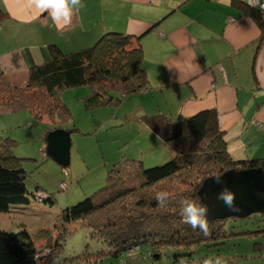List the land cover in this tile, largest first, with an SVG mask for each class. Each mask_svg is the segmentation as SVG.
<instances>
[{"label": "trees", "instance_id": "1", "mask_svg": "<svg viewBox=\"0 0 264 264\" xmlns=\"http://www.w3.org/2000/svg\"><path fill=\"white\" fill-rule=\"evenodd\" d=\"M234 4L253 16L264 36V16L260 9L242 0H234ZM46 54L48 60L29 66L28 79L23 85L13 83L0 67V114L27 109L36 120L48 114L61 120L56 129L72 115L59 97L63 89L90 87L92 93L83 99L93 109L117 104L126 96L149 88L140 36L107 31L91 46L64 52L57 44H49ZM13 61L17 64V55ZM146 123L172 148L174 154L170 160L151 167L130 157L115 162L105 185L63 208L53 230L44 228L34 233L25 229L0 230V264L59 263L62 245L71 232L68 225L78 221L89 228L91 238L105 243L106 248L96 252L99 259L120 258L126 252L135 259L137 249L146 245L150 247V257L156 261L161 260L164 249L171 247L176 252L170 264H204V258L195 261L193 248L202 243L222 245L233 233L226 230L225 219L206 218L207 236L193 229L182 220L181 202L191 199L207 209L199 196L207 178L230 169L261 167L264 170V157L234 159L214 111L174 119L150 116ZM14 145L13 139L0 136V212H10L14 205L30 204L34 199L53 206L56 200L52 195L43 193L39 186L34 190L28 188L26 169L22 158L13 153ZM174 182L179 185L176 191L171 188ZM156 185L155 192L152 186ZM160 191L169 193L163 204L156 200ZM37 241H42L41 246H37ZM89 255L78 253L67 261L74 264L88 261ZM124 264L136 263L128 260Z\"/></svg>", "mask_w": 264, "mask_h": 264}, {"label": "crops", "instance_id": "2", "mask_svg": "<svg viewBox=\"0 0 264 264\" xmlns=\"http://www.w3.org/2000/svg\"><path fill=\"white\" fill-rule=\"evenodd\" d=\"M82 4L71 23L57 29L30 0H0V67L13 83L25 84L29 66L48 60L49 44L73 52L91 46L107 31L140 36L149 88L132 94L130 106L137 107L135 114L149 130L150 116L174 119L210 110L234 159L264 157V36L251 14L234 0ZM151 131L160 146H167ZM246 261L261 264L264 257L255 253Z\"/></svg>", "mask_w": 264, "mask_h": 264}, {"label": "rangeland", "instance_id": "3", "mask_svg": "<svg viewBox=\"0 0 264 264\" xmlns=\"http://www.w3.org/2000/svg\"><path fill=\"white\" fill-rule=\"evenodd\" d=\"M91 93L88 86L71 87L59 92L60 99L72 113L71 119L63 121L61 128L68 130L76 127L71 132L70 165L67 167L46 152L47 132L61 125V120L48 114L36 120L27 109L0 114V136L15 141L13 153L22 158L28 188L34 190L39 186L43 193L52 195L56 200L51 206L34 199L30 204L14 205L10 212H0V230L19 232L25 229L33 233L44 228L53 230L63 208L76 204L105 185L108 171L115 162L136 157L142 159L145 167H151L172 158V148L163 144L160 146L155 134L135 114L137 107L130 106V101L134 99L132 94L129 95L131 98L127 99L128 96L117 104L89 109L83 98ZM130 109L132 115L125 119V113ZM63 182L67 188L61 186ZM152 187L155 190L158 185ZM176 187L179 185L174 182L171 188L176 191ZM225 222L226 230L233 234L222 245L202 243L194 247L195 261L218 256L224 264H250L251 261H246L248 256L260 253L264 257V213L228 218ZM68 226L71 232L62 245L59 263L56 264H74L67 258L83 252L90 255L88 261H80L82 264H124L128 260L136 264H170L176 252V249L168 247L164 249L161 260L156 261L150 257V247L142 245L134 253L135 259L128 252L120 258L105 256L99 259L95 256L96 252L106 248L105 243L91 238L89 228L79 221ZM248 231L251 233H244ZM41 242L37 241L38 247Z\"/></svg>", "mask_w": 264, "mask_h": 264}, {"label": "water", "instance_id": "4", "mask_svg": "<svg viewBox=\"0 0 264 264\" xmlns=\"http://www.w3.org/2000/svg\"><path fill=\"white\" fill-rule=\"evenodd\" d=\"M46 152L62 166L70 165L72 146L71 131L64 128L51 130L47 136ZM219 183L215 177L207 178L200 190L201 201L207 206L208 220L226 219L229 217H247L253 213H264V170L263 168L225 171ZM224 189L234 194V205L239 209L232 211L225 207L217 195Z\"/></svg>", "mask_w": 264, "mask_h": 264}, {"label": "clouds", "instance_id": "5", "mask_svg": "<svg viewBox=\"0 0 264 264\" xmlns=\"http://www.w3.org/2000/svg\"><path fill=\"white\" fill-rule=\"evenodd\" d=\"M30 3L39 12H47L53 24L60 29L69 25L72 20L74 11H78L83 7L82 0H30ZM247 3L252 8H259L264 13V0H247ZM217 183L220 182L221 177L216 176ZM169 198L167 191H160L156 193V200L163 204ZM217 199L222 201L225 207L232 211L239 209L234 205V194L227 189L222 190ZM181 216L182 220L190 225L193 229H199L205 236L209 235L208 223L206 220L207 209L204 206L194 202L191 199H184L181 202ZM204 264H224L222 258L207 259Z\"/></svg>", "mask_w": 264, "mask_h": 264}, {"label": "built area", "instance_id": "6", "mask_svg": "<svg viewBox=\"0 0 264 264\" xmlns=\"http://www.w3.org/2000/svg\"><path fill=\"white\" fill-rule=\"evenodd\" d=\"M242 1H244V2H246L247 3V0H242ZM248 4V3H247ZM249 5V4H248ZM259 9V8H258ZM262 13V12H261ZM262 15L264 16V13H262ZM61 186L63 187V188H66L67 187V184L66 183H61ZM133 251H135V249L133 250Z\"/></svg>", "mask_w": 264, "mask_h": 264}]
</instances>
